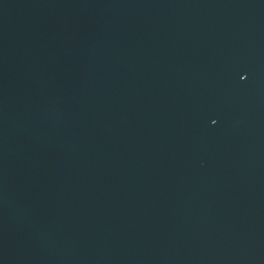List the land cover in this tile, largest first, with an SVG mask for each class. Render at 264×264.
Instances as JSON below:
<instances>
[{
	"label": "water",
	"instance_id": "1",
	"mask_svg": "<svg viewBox=\"0 0 264 264\" xmlns=\"http://www.w3.org/2000/svg\"><path fill=\"white\" fill-rule=\"evenodd\" d=\"M0 264H264V0H0Z\"/></svg>",
	"mask_w": 264,
	"mask_h": 264
}]
</instances>
